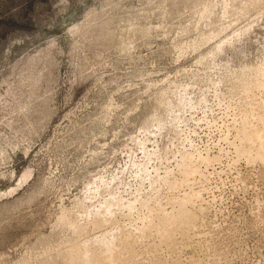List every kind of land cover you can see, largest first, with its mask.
Returning a JSON list of instances; mask_svg holds the SVG:
<instances>
[{"label": "rangeland", "instance_id": "obj_1", "mask_svg": "<svg viewBox=\"0 0 264 264\" xmlns=\"http://www.w3.org/2000/svg\"><path fill=\"white\" fill-rule=\"evenodd\" d=\"M0 264H264V0H0Z\"/></svg>", "mask_w": 264, "mask_h": 264}, {"label": "bare ground", "instance_id": "obj_2", "mask_svg": "<svg viewBox=\"0 0 264 264\" xmlns=\"http://www.w3.org/2000/svg\"><path fill=\"white\" fill-rule=\"evenodd\" d=\"M241 79H243V78H241ZM259 83V82H258ZM257 83V84H258ZM243 85H247V82L246 83H242ZM259 84H261V83H259ZM196 169V167H195V165H189V172L191 173V172H193L194 170Z\"/></svg>", "mask_w": 264, "mask_h": 264}]
</instances>
